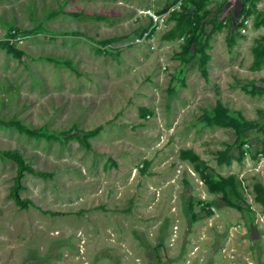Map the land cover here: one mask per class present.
<instances>
[{
    "label": "rangeland",
    "instance_id": "obj_1",
    "mask_svg": "<svg viewBox=\"0 0 264 264\" xmlns=\"http://www.w3.org/2000/svg\"><path fill=\"white\" fill-rule=\"evenodd\" d=\"M175 1L0 0V38L16 27L25 50L0 46V149L50 171L24 172L18 206L0 153V264H264V0L245 30L242 0H185L202 13L187 60L175 15L144 12ZM217 100L246 118L237 132L205 121Z\"/></svg>",
    "mask_w": 264,
    "mask_h": 264
},
{
    "label": "trees",
    "instance_id": "obj_2",
    "mask_svg": "<svg viewBox=\"0 0 264 264\" xmlns=\"http://www.w3.org/2000/svg\"><path fill=\"white\" fill-rule=\"evenodd\" d=\"M177 1V0H176ZM175 1V2H176ZM252 1L251 0H242L241 5L239 6V12L242 14H248L252 10ZM185 0H182L181 3L178 5V7H174L170 11H168V15L172 14L175 15V21L170 29H168L166 35L171 37L175 34V32L183 25L184 29L182 30V34H185V40L181 43V48L179 55L183 57V60H187L191 55H193L194 52L197 51L196 46L194 45V48L192 51H190V45L195 43L196 41V34L194 31V27L197 25V23L202 18V13H198V11L194 10H188L185 8ZM168 7H161L159 12H162L166 10ZM150 17V16H149ZM242 22V20H238V25ZM264 25V16L261 18L260 22ZM258 23V24H259ZM16 27H13L9 29L7 32V36L0 38V46L3 47L8 52H12L13 54L21 57L25 50L21 47L17 46L13 40V35H16ZM264 38V33H263ZM196 48V49H195ZM196 50V51H195ZM200 51V49H198ZM185 53H188V55H185ZM255 53H256V59H261L264 57V39L263 42L257 44L255 47ZM206 56L203 55L201 58V71L205 73V62H206ZM63 63L70 65L71 60L70 58H66L62 60ZM241 118L238 116H233L228 113V109L226 106H224L221 102L218 100L216 101V104L214 105L213 112L211 114H205V121L206 122H214L219 123L223 125H231L234 127L235 131L239 129L240 123H246V118L242 113H239ZM7 123H13L16 125L19 129L24 130L28 134L37 135L39 134L36 128H30L27 127L26 124L21 122L18 118L10 119L9 121H6ZM92 130H88L87 133H92ZM95 132V130H94ZM85 141V140H84ZM86 142V141H85ZM226 146L223 148L217 149V155L216 159L219 162L223 161H229L230 158L228 155H226ZM0 153L9 157L13 158L16 163V171H14L12 176L11 184L9 185L8 193L13 198L15 203L18 206H24L26 208L28 204L33 203L32 199L28 196H24L20 194L19 189L23 187L22 182V175L25 171L31 172L40 176H48L50 175V171L42 170V169H36L34 165L31 163H28L21 151L16 146H11L8 148L0 149ZM184 156L192 159L195 161V164L197 166V170L200 173L201 180L207 185V187L210 190H217L221 189L223 186L224 177H222L221 173L218 172L214 167L211 165L204 163L203 165H200L196 163L197 154L191 150L190 148H186L184 150ZM45 211H48L50 213L58 212L56 210H50V209H44ZM208 210V209H207Z\"/></svg>",
    "mask_w": 264,
    "mask_h": 264
},
{
    "label": "built area",
    "instance_id": "obj_3",
    "mask_svg": "<svg viewBox=\"0 0 264 264\" xmlns=\"http://www.w3.org/2000/svg\"><path fill=\"white\" fill-rule=\"evenodd\" d=\"M182 0H177L175 3L171 4L166 10L162 11V12H156L154 13L153 11H150L149 9H145L146 11H144L145 13H147L149 16H151L152 18H154V21L158 20L157 23L164 21V18H166V14L168 11H170L171 9H173L174 7H178V5L181 3ZM157 18V19H156ZM242 20V22L238 25V27H240L241 30H245L247 24H249L250 22V18L248 16V14H240L239 15V19L238 20ZM156 23V24H157ZM151 29V28H150ZM149 28L144 31V33H148Z\"/></svg>",
    "mask_w": 264,
    "mask_h": 264
}]
</instances>
